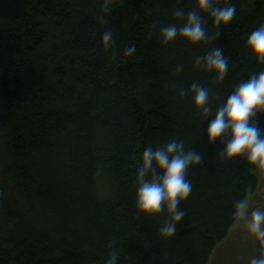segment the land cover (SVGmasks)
Wrapping results in <instances>:
<instances>
[{
  "label": "trees",
  "instance_id": "1",
  "mask_svg": "<svg viewBox=\"0 0 264 264\" xmlns=\"http://www.w3.org/2000/svg\"><path fill=\"white\" fill-rule=\"evenodd\" d=\"M215 2L236 13L217 26L200 12L208 41L164 44L160 29L182 26L174 13L199 11L195 0H0V264H105L113 251L118 264L208 263L260 167L220 156L227 136L208 142L214 114L201 118L191 85L207 88L215 109L264 70L246 47L264 0ZM217 47L223 81L195 63ZM252 122L264 130V113ZM172 139L202 160L187 170L185 215L164 238L166 210L136 208V173L146 147Z\"/></svg>",
  "mask_w": 264,
  "mask_h": 264
},
{
  "label": "clouds",
  "instance_id": "2",
  "mask_svg": "<svg viewBox=\"0 0 264 264\" xmlns=\"http://www.w3.org/2000/svg\"><path fill=\"white\" fill-rule=\"evenodd\" d=\"M195 3L199 11L185 13L178 9L174 13L175 17L184 19L182 26L171 24L160 29L162 43L167 44L177 37L192 44L208 41L204 20L199 13H207L217 26L227 25L236 13L235 5L228 3L224 6H218L215 0H195ZM104 7H109L108 0H105ZM216 36H219V32ZM101 43L105 49L113 46L111 30L103 33ZM246 47L258 63H264V24L248 35ZM134 52L135 46H132L125 54L131 55ZM195 63L214 72L218 81H223L228 72V60L218 47L212 48L204 56H198ZM190 90L193 93L194 107L201 118L208 120L214 114L206 130L208 142L214 143L218 138L229 137L220 156L227 160L244 156L248 164L264 168V130L252 122L258 113H264V70L238 83L226 100L215 109L209 105L207 88L193 83ZM201 160L199 153L187 151L184 143L176 139L158 147L149 145L142 152V163L136 173V208L140 213L150 216L159 215L166 210L167 219L159 229L164 238L174 235L177 224L185 215L179 205L192 192V184L186 178L187 170L190 166L200 164ZM233 207V215L245 220L249 233L264 247V210L255 208L249 212L244 200L237 201ZM105 264H118V254L111 252ZM249 264H264V252L250 257Z\"/></svg>",
  "mask_w": 264,
  "mask_h": 264
},
{
  "label": "rangeland",
  "instance_id": "3",
  "mask_svg": "<svg viewBox=\"0 0 264 264\" xmlns=\"http://www.w3.org/2000/svg\"><path fill=\"white\" fill-rule=\"evenodd\" d=\"M259 185L245 197L249 212L264 210V168L254 171ZM257 252V241L246 227L244 219L238 218L230 227L227 236L219 242L211 253L207 264H249V258Z\"/></svg>",
  "mask_w": 264,
  "mask_h": 264
}]
</instances>
